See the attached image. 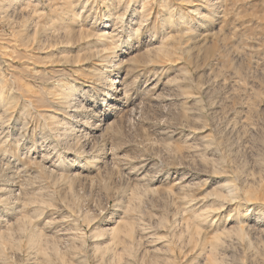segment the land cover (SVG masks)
<instances>
[{"label":"rangeland","instance_id":"obj_1","mask_svg":"<svg viewBox=\"0 0 264 264\" xmlns=\"http://www.w3.org/2000/svg\"><path fill=\"white\" fill-rule=\"evenodd\" d=\"M0 264H264V0H0Z\"/></svg>","mask_w":264,"mask_h":264},{"label":"bare ground","instance_id":"obj_2","mask_svg":"<svg viewBox=\"0 0 264 264\" xmlns=\"http://www.w3.org/2000/svg\"><path fill=\"white\" fill-rule=\"evenodd\" d=\"M115 81H117V80H115ZM112 90H113V87H110V88H108L107 91H105V93L103 94V101H106V99L112 97V92H111Z\"/></svg>","mask_w":264,"mask_h":264}]
</instances>
